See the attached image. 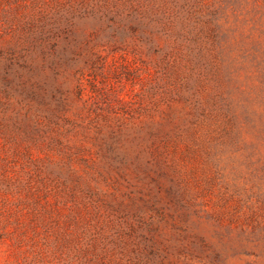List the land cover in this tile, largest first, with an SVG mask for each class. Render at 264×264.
<instances>
[{"label": "rangeland", "instance_id": "374dc122", "mask_svg": "<svg viewBox=\"0 0 264 264\" xmlns=\"http://www.w3.org/2000/svg\"><path fill=\"white\" fill-rule=\"evenodd\" d=\"M263 169L264 0H0V264H264Z\"/></svg>", "mask_w": 264, "mask_h": 264}, {"label": "trees", "instance_id": "16d2710c", "mask_svg": "<svg viewBox=\"0 0 264 264\" xmlns=\"http://www.w3.org/2000/svg\"><path fill=\"white\" fill-rule=\"evenodd\" d=\"M264 170V169H263ZM263 177V176H262Z\"/></svg>", "mask_w": 264, "mask_h": 264}]
</instances>
